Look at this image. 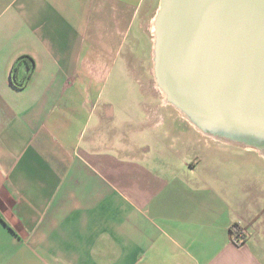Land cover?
Here are the masks:
<instances>
[{
	"label": "crops",
	"instance_id": "obj_1",
	"mask_svg": "<svg viewBox=\"0 0 264 264\" xmlns=\"http://www.w3.org/2000/svg\"><path fill=\"white\" fill-rule=\"evenodd\" d=\"M155 1L0 0V264H264V155L106 94Z\"/></svg>",
	"mask_w": 264,
	"mask_h": 264
},
{
	"label": "water",
	"instance_id": "obj_2",
	"mask_svg": "<svg viewBox=\"0 0 264 264\" xmlns=\"http://www.w3.org/2000/svg\"><path fill=\"white\" fill-rule=\"evenodd\" d=\"M155 84L202 133L264 149V0H159Z\"/></svg>",
	"mask_w": 264,
	"mask_h": 264
},
{
	"label": "rangeland",
	"instance_id": "obj_3",
	"mask_svg": "<svg viewBox=\"0 0 264 264\" xmlns=\"http://www.w3.org/2000/svg\"><path fill=\"white\" fill-rule=\"evenodd\" d=\"M159 0L155 1L154 7H156L153 11L154 18L156 9L158 7ZM150 22V31L151 30V23ZM137 42L136 46L134 47L133 57L131 59L133 64V76L135 77L136 83L134 86H130L129 89L121 87H112L110 83L106 86V94L114 95L115 98H118V101L124 99L125 96L131 97L134 99V102L137 103L135 105V114L140 118L142 115L146 114L148 120L150 119V111L147 109L142 110L139 106V103L145 101L143 106L151 107V109L156 110L158 113L161 114V118H152L150 123L153 127H158L162 123L163 118H165L166 114H174V115H181L179 111H177L171 104L166 103L164 101V97L162 93L157 90L155 85V79L153 76V60L151 61V50H150V36L148 31L145 27L137 29L136 34ZM153 39V34H152ZM129 42V41H128ZM110 79L115 78L116 67L110 72ZM145 76V78H144ZM112 81V80H111ZM182 116V115H181ZM183 117V116H182ZM185 119V118H184ZM257 150V149H256ZM263 160L257 158L255 155H249L248 161L254 165L259 167V171L256 175L258 179L264 184V158ZM253 174V173H251ZM255 175V176H256ZM252 177V175H250Z\"/></svg>",
	"mask_w": 264,
	"mask_h": 264
},
{
	"label": "trees",
	"instance_id": "obj_4",
	"mask_svg": "<svg viewBox=\"0 0 264 264\" xmlns=\"http://www.w3.org/2000/svg\"><path fill=\"white\" fill-rule=\"evenodd\" d=\"M20 60L25 61L28 64V74L25 76V78L22 81H17L15 76H12V81L17 88H23V86L27 83V81H28V79H29L32 71L34 70V67H35L33 59L27 55L22 56ZM230 231H231L233 240L235 241V243L237 245H241L245 241L244 237H243L244 238L243 241H238V236L240 233V226L238 224H234L231 227Z\"/></svg>",
	"mask_w": 264,
	"mask_h": 264
},
{
	"label": "built area",
	"instance_id": "obj_5",
	"mask_svg": "<svg viewBox=\"0 0 264 264\" xmlns=\"http://www.w3.org/2000/svg\"><path fill=\"white\" fill-rule=\"evenodd\" d=\"M147 110L150 111V119L151 120H152V118L159 119V118L162 117L161 114L158 113L156 110H153V109H151L149 107H147ZM243 237L244 238L246 237V231H245V229L243 227L240 226V233H239V236H238V241H243L244 240Z\"/></svg>",
	"mask_w": 264,
	"mask_h": 264
},
{
	"label": "bare ground",
	"instance_id": "obj_6",
	"mask_svg": "<svg viewBox=\"0 0 264 264\" xmlns=\"http://www.w3.org/2000/svg\"><path fill=\"white\" fill-rule=\"evenodd\" d=\"M153 20H154V18H153ZM153 20H152V25H151V30H152V34H153V32H154V23H153ZM156 85V84H155ZM156 89L157 90H159L161 93H162V95H163V97H164V101L167 103V100H166V98H165V94H164V92L156 85ZM191 124V123H190ZM194 126V125H193ZM248 146V145H247ZM256 149V148H255ZM259 152H261L263 155H264V149H261V148H259V150H258Z\"/></svg>",
	"mask_w": 264,
	"mask_h": 264
}]
</instances>
